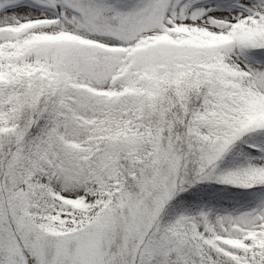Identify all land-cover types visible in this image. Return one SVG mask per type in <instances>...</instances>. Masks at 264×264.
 <instances>
[{
	"label": "snow or ice",
	"instance_id": "6c2138e0",
	"mask_svg": "<svg viewBox=\"0 0 264 264\" xmlns=\"http://www.w3.org/2000/svg\"><path fill=\"white\" fill-rule=\"evenodd\" d=\"M0 264H264V0H0Z\"/></svg>",
	"mask_w": 264,
	"mask_h": 264
}]
</instances>
